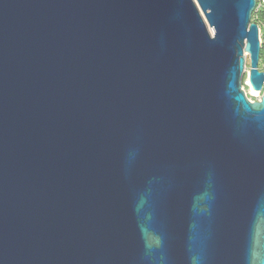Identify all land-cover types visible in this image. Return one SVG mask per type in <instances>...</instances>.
Masks as SVG:
<instances>
[{"label": "water", "instance_id": "1", "mask_svg": "<svg viewBox=\"0 0 264 264\" xmlns=\"http://www.w3.org/2000/svg\"><path fill=\"white\" fill-rule=\"evenodd\" d=\"M257 6L0 0V264H264Z\"/></svg>", "mask_w": 264, "mask_h": 264}, {"label": "built area", "instance_id": "2", "mask_svg": "<svg viewBox=\"0 0 264 264\" xmlns=\"http://www.w3.org/2000/svg\"><path fill=\"white\" fill-rule=\"evenodd\" d=\"M263 10H264V0H258V6L256 8L254 16L256 15L257 21L255 23H257L259 26V36H260L261 47L263 50L262 52H264V12Z\"/></svg>", "mask_w": 264, "mask_h": 264}, {"label": "rangeland", "instance_id": "3", "mask_svg": "<svg viewBox=\"0 0 264 264\" xmlns=\"http://www.w3.org/2000/svg\"><path fill=\"white\" fill-rule=\"evenodd\" d=\"M263 12H264V10H263ZM253 21L254 22L257 21V19L254 17V15H253ZM247 68H248L247 69V73H246V76H245V79H244V90H245V92H246V94H247V96L249 97L250 100H252V101H258L259 99H261L262 93L258 92V93H260L259 96L253 95L252 91L250 90V86H249V80H248V74H249V68H250V59H249V56L247 57ZM260 70H262V71L264 70V63H261L260 62Z\"/></svg>", "mask_w": 264, "mask_h": 264}, {"label": "bare ground", "instance_id": "4", "mask_svg": "<svg viewBox=\"0 0 264 264\" xmlns=\"http://www.w3.org/2000/svg\"><path fill=\"white\" fill-rule=\"evenodd\" d=\"M250 90L252 91L253 95H255V96H259L260 95V93H258L257 91L253 90L251 86H250Z\"/></svg>", "mask_w": 264, "mask_h": 264}, {"label": "trees", "instance_id": "5", "mask_svg": "<svg viewBox=\"0 0 264 264\" xmlns=\"http://www.w3.org/2000/svg\"><path fill=\"white\" fill-rule=\"evenodd\" d=\"M254 17L256 18V15ZM261 63H264V52L262 53V56H261Z\"/></svg>", "mask_w": 264, "mask_h": 264}]
</instances>
